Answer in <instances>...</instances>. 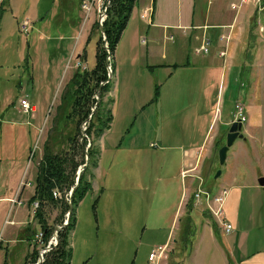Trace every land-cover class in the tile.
<instances>
[{"label": "rangeland", "instance_id": "rangeland-1", "mask_svg": "<svg viewBox=\"0 0 264 264\" xmlns=\"http://www.w3.org/2000/svg\"><path fill=\"white\" fill-rule=\"evenodd\" d=\"M143 1L135 0L125 32L121 33L114 53L107 55L115 69L112 73L108 63L115 98L112 113H116L123 124L116 125L117 130L111 134L118 148L114 163L105 174L103 169L113 158L107 151L97 182L109 176L119 189L90 187L80 199L76 207V224L70 235V264H155L156 260L148 259L149 253L166 244V258L160 262L163 264V261L178 258L185 260L193 254L195 243L209 239L215 243V264H240L241 260L244 264L264 263V185L257 183L258 177H264V30H259L256 25L250 27L251 15L247 43L252 46L247 53L244 52V58L241 57L245 64L230 75L227 68L226 71L223 69L221 78L215 83L214 80H205L198 68L191 64L190 68L178 69L172 79L165 82L164 69L154 72L147 69L145 50L160 51L163 43L168 46L184 44L192 56L195 40L192 38L189 42L187 35L175 28L167 32L173 34V40L158 36L151 39V31H158L156 35L161 32L160 26L152 25L151 15L154 10V22L176 21L178 14L186 19L192 4L190 0H152L151 6ZM199 1L196 0L198 4ZM13 2L14 12L7 5L0 30V197L16 198L23 192L25 183L34 182L46 141L53 151L61 154L74 144L67 139L65 125L62 129L57 128L58 118L65 120L63 115L72 101L70 93L65 99L62 95L83 49L88 65L94 63L99 35L96 23L104 0H85L84 7L81 5L84 0ZM199 7L205 10L204 3L196 5V10ZM259 16L264 25V11ZM24 19L30 20L27 30H21L19 26ZM220 27V31L224 30ZM139 28H143L142 31L139 32ZM88 35L91 36L89 39ZM143 35L147 37L146 42L141 41ZM214 45L212 43L211 48ZM254 46L259 49L255 50ZM230 63L228 61V67ZM29 73L37 77L35 84ZM109 95L111 90L103 93L104 103ZM22 97L35 104L32 116L21 110ZM95 97L100 99L98 93ZM237 98L246 105L247 120L242 131L246 126L249 129L244 137H237L229 146L225 162L220 164L217 150L225 142ZM171 108L179 112L173 122L176 131L168 134L174 139L175 146L165 150L150 146L156 141L160 116ZM126 112L127 117H124ZM228 119L230 121L226 124ZM82 123L80 134L83 137L85 128ZM100 138L94 141L97 147ZM86 139L84 149L74 144L73 151L76 152L69 153V157L74 155L69 163L77 162L73 170L75 177L83 159L88 158L85 149L90 137ZM202 139V147L192 153L193 157L197 155L193 170H181V177L186 182L183 184L174 174L180 156L190 144L196 148ZM79 140L83 141L82 138ZM133 146L149 147L152 153L156 150L155 155L149 153L145 156L149 166L139 165L141 157L134 153V148H127ZM164 159L165 167L159 170ZM154 160L158 170L151 164ZM92 168L88 159L85 176L91 178ZM218 169L221 173L215 177ZM199 177L206 189L226 186L224 218L211 217L203 205L193 203L189 215L195 233L190 237L191 241L183 242L187 222L185 204L191 199L193 190L200 186ZM126 186H130L128 190H125ZM30 190L31 187H26L22 198ZM64 190L59 191L61 196L57 198L63 197ZM162 191H165L164 195H161ZM65 194L69 196V192ZM8 208V201H0V241L12 239L7 241V248L0 242V264H24L26 256L33 253V244L31 247L28 242L19 240L18 231L26 225L6 228L3 224ZM62 209L59 205L45 207L48 221L54 226L59 224ZM175 210L178 213L174 216ZM34 213L33 207L26 202L16 207L11 215L18 222H28L34 218ZM226 223L232 227L229 233L223 230L222 225ZM208 226L213 230L212 236ZM37 228V223L32 225L31 233Z\"/></svg>", "mask_w": 264, "mask_h": 264}, {"label": "crops", "instance_id": "crops-1", "mask_svg": "<svg viewBox=\"0 0 264 264\" xmlns=\"http://www.w3.org/2000/svg\"><path fill=\"white\" fill-rule=\"evenodd\" d=\"M178 1H180V0H178ZM231 1H237V0H200L199 4L196 2V0H190L189 2H190V4H192V9H191V13H190L189 17L186 19H183V16L182 15L179 16V14H178L176 21L154 22L153 21L154 10H153V13L151 15L152 25L155 24L157 26H160L161 32H159L156 35V33L158 31H156V32L151 31L149 36L151 37V39H155V36H158V37L162 38L163 40L164 39L173 40V38H174L173 34H172V37H169L168 33H167L168 30L171 28L181 29L182 33L187 35L189 42H191L192 38L195 40L194 46H196L199 43L201 34L204 32V28L202 27L204 24L222 25V24L230 23L234 19L235 27L233 30L232 40H231L230 45H229V58H228L231 63L229 65V67H227V69L229 71V75H230L231 72L236 71L237 67L239 68L240 66L245 64L242 62L241 57H243L244 52L247 53V50H249V48L252 46L251 43L250 44L247 43L249 41V40H247V38L249 37V34H250L249 33L250 30L247 29V26L249 23L250 16L254 15V13H255V6L253 3V0H249L246 3H244L242 5V7L240 8V10L238 11V13H236V11L230 7ZM145 3H147V4H145ZM203 3L205 6V10L204 11L201 10V7H199L200 9L196 10V5H200ZM143 4L151 5V6L153 5L152 0H144ZM7 5L9 7L8 9H10L11 12H14L13 0H3L2 4H1L2 9L0 12V30L2 27L1 20L3 18V12L7 10ZM263 11H264V9L257 11L256 12V18L259 20V22L263 26V30H264V25L262 24L260 16H259L261 14V12H263ZM129 19H130V17H129ZM129 19L127 21L125 28L122 31V35L125 32V29L127 28V25L129 23ZM183 20H185V21H183ZM194 26H200V27H194ZM250 27H251V24H250ZM256 27L258 28L257 25H256ZM185 28H188L191 30L185 31ZM142 29L143 28H139L138 31L140 32V31H142ZM147 29H149V27ZM207 30L212 34L213 38H215V40H214L215 45L213 48H211L209 53H207V54H197V53L195 54L194 53L192 56H190V54L187 52V48L184 46V44H179V45L175 44V45H169L168 46V45H165L163 43V46H162L160 51H155L154 49H149V48L145 50L146 57L148 58L147 65H146L147 69H149L153 72L157 71L158 69H164L166 71L164 73V75H165L164 80H165V82H167L168 80L172 79V77L175 75V73L177 72L178 69H180L181 67L190 68L189 65L191 64V66H196L198 68L200 76H203V78L205 80H209V81L214 80V83H215L216 79H218V78L220 79L222 76V73H223L222 58L218 55V49L220 48V45H221L220 41L218 40V34L220 33L221 27L220 26H212V27H208ZM263 30H261V31H263ZM257 31H256V35H258ZM169 34H171V33H169ZM146 40H147V37H145L144 42H146ZM254 49L258 50L259 48L254 46ZM184 59L186 60L185 62L183 61ZM31 67L33 68V65H31ZM191 68H193V67H191ZM218 68H220L219 73H218ZM215 71H216V73H215ZM224 71H226V68ZM239 72H240V70H239ZM29 77H30L32 83L35 84L37 77L34 75V73H29ZM113 91H114V87L112 86L111 96L113 97V101L111 104V109H112V105L114 107V101H115ZM156 94H157V92H156ZM157 97H155V99H157ZM22 98H25V97H22ZM112 114H113V118H112V121L110 123V126H109V128H107L102 133L100 141L98 142L99 153H98L97 164H96V166H94L92 168V171H91V173H92V175H91V188H93V189L97 188V187H101V189H104V190L105 189H112V188H118L119 189V187L114 186V184L112 182V177L110 178L109 176L105 177V179L101 178L100 181L97 182V177H99V175L101 174V167L103 168L102 160L104 158L105 153L107 151H110L113 155V158L111 159V161H109L106 168L103 169L105 174L108 172V170L111 169V166L114 163V158L118 153L116 150L118 148H117V146L114 145V143L112 141L111 134H113L117 130L116 125H118L119 123H122V122H119V120H118L119 118H117L116 113H112ZM30 116H32V115H30ZM124 117H127V112H126V114H124ZM178 117H179L178 110L173 111L171 108V109H169V111L167 110V112L163 111L162 115L160 116V120L157 122V126L159 127L158 128L159 131L156 135V139H155L156 141L151 142V143H154V145H152L150 143V146L160 148V149H164V150L166 148H171V147L175 146V145H173L174 139L172 137L170 138L168 136V134L176 131L174 128L173 122H176V121H174V119H176ZM117 121H118V123H116ZM229 121H230V119L225 121V123L228 124ZM248 129H249L248 126L244 127V131H243L244 135L246 132H248ZM202 143H203V139L201 140L200 143L197 144L196 148L192 147L190 144L189 149H184L183 154H181V156H180V160H179V162L175 168L174 174H175L176 179L179 178V181L183 184H186V182H185V179H182V177H181V170H183V169H187L188 171L193 170V166L195 165V163L197 161V155L195 157H193V154H195V150H198L202 147ZM127 148H134V151H135L134 153L136 155H138L139 157H141L140 159L142 161L141 162L139 161L140 166H144L145 164H146V166L150 165V163L145 162V156L149 153H152V151H153L149 147L133 146V147H127ZM188 150H191V151H188ZM155 151L156 150H154V152L151 155H155L156 154ZM165 160L166 159H164L163 162L161 163L159 170L163 169L165 167ZM151 164H152V166L154 165V168L158 170L157 161L155 162V160H154L153 162H151ZM183 164H187V166H183ZM120 165H122V164H120ZM166 169L167 168H165L164 171ZM114 175L117 176L115 172H114ZM157 178H158V176H157ZM258 178H257V183L259 184ZM263 179H264V177H263ZM189 182H191V178L189 179ZM263 185H261V186H263ZM26 187H31V190L26 192L24 198H22V194H23L24 190L26 189ZM26 187L23 188V192L19 196L16 195L15 199L17 201H19L20 204L14 203L12 205V203L10 202V199H12L13 197H10V196L0 197V201H8L9 202V208H8V212L6 214L7 217L4 218L3 224H6V228L8 226H15V225H23L24 226V225H26L24 227V229L18 231L19 232V238H20L19 240L21 242L22 241L28 242L29 246H31V247L33 244V251H34L35 249H37V246L35 245V242H34L35 234H33L35 232L31 233V231H29L27 229V226H31V228H32V225H35V223H37L35 218H32L30 215L31 220H29L28 222H24V221L18 222L11 215L13 210L15 211L16 207H19V206L23 205L24 203H26L28 201V199L31 197V195L33 194L34 185L31 184L30 186H26ZM129 187L130 186H126L125 190H128ZM220 187H222V186H219L218 188H213V189L218 190ZM224 187H226V186H224ZM145 191H146V189H145ZM164 194H165V191H162L161 195H164ZM9 209H11V211ZM9 211H10V213H9ZM181 212H182V210L179 211V214H181ZM177 213H178L177 210H175L174 216L177 215ZM183 213H184V211H183ZM185 214H186V212H185ZM194 229H195V227H193V222H192L191 217H190V220H187L186 225L184 227L183 242L184 241L186 242L187 240L191 241L190 237L194 235V233H195ZM208 230H209V235L212 236V234H213L212 228L208 226ZM17 235L18 234H16V236ZM8 240L12 241V239H9V238H8ZM8 240L6 239L3 241L1 239L0 242H3L7 248L6 243ZM203 241L199 240L197 243H195L194 248H193V254L186 257L185 260L178 258L177 260L171 261V262L163 261V264H215L216 254L214 255V251H215L214 241L212 239H209L208 241H204V242ZM215 253H216V251H215ZM178 256L180 257L181 254H178ZM31 258H32V255L29 257L26 256V258L24 260V264L32 263ZM162 260L163 259H161L160 262ZM160 262H159V264H160ZM241 263L244 264L243 260L240 261V264ZM257 264H264V263L262 261H259Z\"/></svg>", "mask_w": 264, "mask_h": 264}, {"label": "trees", "instance_id": "trees-1", "mask_svg": "<svg viewBox=\"0 0 264 264\" xmlns=\"http://www.w3.org/2000/svg\"><path fill=\"white\" fill-rule=\"evenodd\" d=\"M2 2L3 0H0V12L2 9ZM134 2L135 0H109L106 9V17L102 22L108 50L104 45L98 23H96L99 35L97 36L95 45L94 63L91 66L88 65L86 50L83 49L78 58L75 70L66 82V90L62 95V98L65 99L70 93L72 95V101L63 115L65 120L58 118L57 128L62 129L65 125L64 128L68 130L67 139L76 144V147H80V149H84L87 143L86 137H90L89 146L85 149V152L88 154L89 164H91L92 167L96 166L99 153V146H95L94 141L109 128L113 118L111 109L113 97L109 95L105 103L102 100L103 93L112 90L113 86L112 82L110 83L111 78L107 82L102 83L108 79L107 65L110 62L107 59V55L114 53L118 39L130 17ZM254 25L255 22L253 17L251 19V27ZM89 37L91 36L88 35V39ZM110 66L113 73L115 71L114 64L111 62ZM96 93L100 95V99L98 100L95 110L92 112V107L97 100L95 97ZM74 113L76 116L73 115ZM82 121H86L85 133L87 136L84 137L81 142L79 139L82 138V134H80V123ZM76 134L79 135V137L76 136ZM73 145H71L70 149L65 148V154H61L58 151H53L46 141L43 146L42 155L37 164V170L34 176V192L27 203L30 206H32L34 201H38L39 203L35 210L34 218L38 224L36 231L43 232V241L45 243L54 230V225L48 221V217L45 214V207L48 205H59L63 207L58 223L64 221L65 214L69 208L68 200L65 198V192H69L75 182V171L73 170L75 169V164L77 166V162L72 161V163H69V159L74 157V155L69 157L70 151L75 150V146ZM74 152L76 151H73L72 154ZM84 162L85 160L83 159L82 163ZM85 172L86 169L83 170L79 185L71 198L73 207L70 220L68 224L59 231L57 245L45 254L44 261L41 264H70L72 254L70 235L76 224V207L84 193L91 187V178L85 176ZM90 175H92V173H90ZM54 189H57V191L65 189L63 197L55 198L52 194ZM192 205L193 199L191 197L185 205L187 208V220H190L189 212L192 209ZM27 229L31 231L32 228L31 226H27ZM36 256L37 251L34 250L31 258L32 262L36 261Z\"/></svg>", "mask_w": 264, "mask_h": 264}, {"label": "built area", "instance_id": "built-area-1", "mask_svg": "<svg viewBox=\"0 0 264 264\" xmlns=\"http://www.w3.org/2000/svg\"><path fill=\"white\" fill-rule=\"evenodd\" d=\"M249 0H237V1H231L230 2V7L238 13L240 8L244 3H246ZM254 6H255V13L253 15L254 17V22L255 25L258 26L260 30H263V26L260 24L259 20L256 18V12L264 9V0H253ZM109 4V0H104V5L102 10L100 11V14L102 17V22L105 19L106 16V9ZM83 7L86 6V2H82L81 4ZM99 17V16H98ZM99 25V24H98ZM20 29L21 30H27L28 27H30V20L29 19H24L19 23ZM212 26H222L224 30L220 31L218 34V40L220 41L221 45L220 48L218 49V55L222 58V68L225 69L228 67V61H229V45L232 40V35H233V30L235 27V22L234 20L231 21L230 23L227 24H222V25H208L204 24L202 27L204 28V32L200 36V41L199 43L194 46V52L197 54H205L209 53L211 50V45L214 43V38L212 34L207 31L208 27ZM194 27H200V26H194ZM27 32V31H26ZM169 37H172V34H168ZM141 41H145V36L141 38ZM109 57V56H108ZM109 67V66H108ZM20 105H21V110L23 112L29 113L30 115H33L36 106L34 103H31L27 98H21L20 99ZM240 121L242 124L247 120V114H246V106L244 101L240 100L239 98L235 99L234 101V109H233V115H232V120L231 121ZM83 128H86V121H83L82 123ZM87 136V134H86ZM85 136V137H86ZM154 145V143H151ZM187 172V170H185ZM200 181L197 185V189H194L192 192V199L193 203L196 205H203L204 210H206V213L211 216L215 217L218 220H221L224 218V213H223V204L226 199V196L228 194V190L225 187H220L218 190L214 189H206L203 187L201 184V178L199 177ZM32 184L31 181H28L25 183L26 186H30ZM53 196L55 198L60 197L61 194L57 190H53L52 192ZM65 198L68 199V194H65ZM10 202L12 205L14 203L20 204L19 201H17L15 198L10 199ZM39 203L38 201H34L32 203V207L34 211L37 209ZM10 212V211H9ZM223 226V230L226 233H229L232 231V227L230 224L226 223ZM54 230L52 235L49 237L47 242L45 243L43 241V232L42 231H37L34 236V242L35 245L37 246V256H36V261L32 262L30 264H41L44 261V256L47 252H49L52 248H54L56 244V239L54 235ZM166 244L163 246H158L156 249H153L148 256V259L152 262H155V264H159L161 259L166 258Z\"/></svg>", "mask_w": 264, "mask_h": 264}, {"label": "water", "instance_id": "water-1", "mask_svg": "<svg viewBox=\"0 0 264 264\" xmlns=\"http://www.w3.org/2000/svg\"><path fill=\"white\" fill-rule=\"evenodd\" d=\"M101 17H102L101 15H99V17H98L99 30H100V32L102 34V38L104 40V45H105V47L108 50L107 39H106V35H105L104 28H103L102 18ZM110 77H111V74L108 73V79ZM96 98H97V100L95 102V105L92 107V112L95 110L96 105H97L98 100H99V97H96ZM85 136H86V133H83L82 139ZM242 136H244V133L242 131V123L240 121H236V120L232 121L230 123L229 127H228V130H227L226 134H225V142L217 150L218 160H219L220 164H223L225 162V159H226V156H227V150H228L229 146L234 142V140L237 137H242ZM87 163H88V158H86V161L82 164V166H79L77 171H76L77 175L75 177V183H74L73 187H71V189L69 191V198H68L69 208H68L65 220L62 223L57 224L54 227V231H55L54 235H55V239H56V244L58 243V233H59V231L63 227H65L68 224L69 220H70V214H71L72 207H73L71 198H72V195L74 194L75 190L77 189V187L79 185L81 174H82L83 170L85 169V166L87 165ZM220 173H221V170L218 169L216 171V173H215V177H217ZM258 182H259L260 185L264 184V179H263L262 176H260L258 178Z\"/></svg>", "mask_w": 264, "mask_h": 264}, {"label": "flooded vegetation", "instance_id": "flooded-vegetation-1", "mask_svg": "<svg viewBox=\"0 0 264 264\" xmlns=\"http://www.w3.org/2000/svg\"><path fill=\"white\" fill-rule=\"evenodd\" d=\"M242 137H244V136H242Z\"/></svg>", "mask_w": 264, "mask_h": 264}]
</instances>
